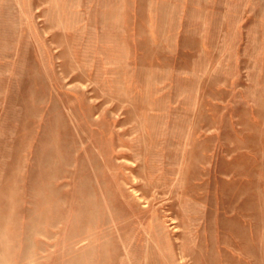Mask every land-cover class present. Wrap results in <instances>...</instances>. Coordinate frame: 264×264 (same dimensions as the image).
<instances>
[{
  "label": "rangeland",
  "instance_id": "rangeland-1",
  "mask_svg": "<svg viewBox=\"0 0 264 264\" xmlns=\"http://www.w3.org/2000/svg\"><path fill=\"white\" fill-rule=\"evenodd\" d=\"M0 264H264V0H0Z\"/></svg>",
  "mask_w": 264,
  "mask_h": 264
}]
</instances>
